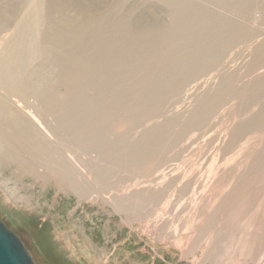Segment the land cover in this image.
I'll return each mask as SVG.
<instances>
[{"label": "rangeland", "instance_id": "obj_1", "mask_svg": "<svg viewBox=\"0 0 264 264\" xmlns=\"http://www.w3.org/2000/svg\"><path fill=\"white\" fill-rule=\"evenodd\" d=\"M7 1L17 3L0 2ZM33 1L20 3L0 32V57ZM192 1L243 23L254 36L227 53L229 70L216 65L185 84L178 95L165 98L155 114L136 115L141 121L129 127L119 122L115 145L134 143L146 127L171 116L184 119L201 96L214 93L225 76L234 74L235 93L213 107L208 119L189 130L183 141L164 148L158 161L147 162V169L113 167L103 160L100 148L75 146L52 116L38 114L69 146L75 160L71 163L83 168L91 191L87 194H78L58 175L39 177L47 172L37 167L42 160L29 171L0 160V218L21 238L36 264H264V120L237 131L254 120L264 104V61L249 70L254 47L264 40V23L257 15H242L212 0ZM135 3L157 8L165 22L171 21L166 4ZM40 28H46L44 21ZM43 58L37 55L28 69L38 67ZM251 81H258L262 90L253 102L246 92ZM44 84L55 94L65 92L60 81ZM10 100L17 115L40 107L33 97L29 108L23 100H18V108L15 98ZM107 169L112 172L108 178L98 179V172Z\"/></svg>", "mask_w": 264, "mask_h": 264}, {"label": "bare ground", "instance_id": "obj_2", "mask_svg": "<svg viewBox=\"0 0 264 264\" xmlns=\"http://www.w3.org/2000/svg\"><path fill=\"white\" fill-rule=\"evenodd\" d=\"M14 1L0 2V32L27 0ZM158 1L170 8V22L157 8H143L135 0L33 1L0 57V160L25 171L44 166L47 172L39 177L58 175L69 180L78 194L91 193L83 168L71 163L75 160L68 154L69 146L38 114L52 116L75 146L100 148L111 166L144 170L147 162L158 161L164 148L183 141L189 130L208 119L213 107L235 93L236 76L229 74L214 93L201 96L184 119L166 118L146 127L134 143L116 147L119 122L129 127L141 121L134 119L136 115L155 114L165 98L178 95L188 82L221 63L227 67V53L255 34L243 23L192 0ZM212 1L242 15H257L264 23V0ZM42 21L45 29L40 28ZM37 55L44 56L43 61L28 69ZM263 61L264 40L254 47L249 70ZM54 80L65 84L63 94L44 84ZM246 87L249 102L257 100L260 83L251 81ZM10 97L18 102L15 107H21L18 100H23L29 108L31 97L40 107L17 115L11 111ZM263 120L264 104L258 116L237 131ZM41 160L43 165L35 167ZM111 170H100L97 178H108Z\"/></svg>", "mask_w": 264, "mask_h": 264}, {"label": "water", "instance_id": "obj_3", "mask_svg": "<svg viewBox=\"0 0 264 264\" xmlns=\"http://www.w3.org/2000/svg\"><path fill=\"white\" fill-rule=\"evenodd\" d=\"M0 264H36L21 238L1 218Z\"/></svg>", "mask_w": 264, "mask_h": 264}]
</instances>
